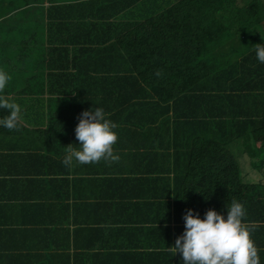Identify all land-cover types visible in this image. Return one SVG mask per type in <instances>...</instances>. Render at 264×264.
I'll list each match as a JSON object with an SVG mask.
<instances>
[{
  "label": "trees",
  "instance_id": "16d2710c",
  "mask_svg": "<svg viewBox=\"0 0 264 264\" xmlns=\"http://www.w3.org/2000/svg\"><path fill=\"white\" fill-rule=\"evenodd\" d=\"M88 1L0 0V46L26 25L41 43L0 65V96L21 108L14 130L0 127V264H181L186 210L226 216L232 200L264 264V181L229 154L247 137L264 154V0ZM243 17L241 48L229 28ZM66 44L105 54L75 59ZM95 106L119 160L66 167Z\"/></svg>",
  "mask_w": 264,
  "mask_h": 264
},
{
  "label": "clouds",
  "instance_id": "9594fccd",
  "mask_svg": "<svg viewBox=\"0 0 264 264\" xmlns=\"http://www.w3.org/2000/svg\"><path fill=\"white\" fill-rule=\"evenodd\" d=\"M91 0L88 2L90 3ZM248 17L237 20L229 28H238L237 34L232 37L235 47H241L247 43V39L241 43L238 41L243 33V26L249 22ZM247 31V30H246ZM256 41L255 38H252ZM255 58L258 62L264 63V43L255 44ZM70 55L75 59H91L101 54V51H94L91 54L76 50L66 44ZM106 51V50H105ZM80 53L83 54L81 57ZM160 73L157 72L156 75ZM9 74L0 71V90L6 87L9 81ZM0 110L4 115L0 116V127L14 130L21 115L20 106L4 96H0ZM116 125L107 118L102 107L95 106L83 110L79 114L78 123L74 127V136L78 141V148L69 147L64 154L61 163L68 167L76 164L97 163L98 161H117L119 156L114 153L112 145L116 142ZM258 143L250 142L249 137L245 140H238V144L230 150H241L242 155L235 158L241 166L248 164L247 173L251 170L255 173L256 182L264 181V164L258 160V149L253 145ZM71 145V144H70ZM234 157V156H232ZM226 216L219 212L208 209L203 218L194 214L192 209L186 210L183 214V231L178 235L172 246L173 253L179 252L182 257L181 264H260L258 250L250 239L252 227L243 222L245 209L243 205L232 200L226 207Z\"/></svg>",
  "mask_w": 264,
  "mask_h": 264
},
{
  "label": "rangeland",
  "instance_id": "374dc122",
  "mask_svg": "<svg viewBox=\"0 0 264 264\" xmlns=\"http://www.w3.org/2000/svg\"><path fill=\"white\" fill-rule=\"evenodd\" d=\"M5 20L4 19H0V22H2ZM36 23L40 22V20H33ZM264 24V23H263ZM263 27H257V31L259 33H261L264 37V30ZM40 31L37 28H32L31 25H26L24 29L22 30H16L15 32L11 33L8 35L10 42H11V46L10 48L9 45L10 43L7 41V43H5L3 46H0V65H1V61L3 60L4 57H15L16 55V59L12 61V65L13 68H17L19 66H21L20 64V60H19V54L23 53L26 55L27 59H31L33 54L37 51H39L41 43L40 41H36L34 38L35 37H39ZM39 40V39H38ZM20 47H23L22 49L19 50ZM8 48V49H7ZM27 74V73H26ZM26 74H22L19 79H23ZM11 83V80L9 79V81L7 82L6 86L8 84ZM229 154L231 156H234V158H238L239 154V150H235L234 153L230 152L229 150ZM258 163L264 164V154L258 156V160L256 161ZM249 174L251 175L252 178L256 177L255 173L251 170H249Z\"/></svg>",
  "mask_w": 264,
  "mask_h": 264
},
{
  "label": "crops",
  "instance_id": "0c3cea01",
  "mask_svg": "<svg viewBox=\"0 0 264 264\" xmlns=\"http://www.w3.org/2000/svg\"><path fill=\"white\" fill-rule=\"evenodd\" d=\"M104 54H105V52H104ZM104 54L103 53H101V54H98L96 57H99V58H101V57H103L104 56ZM36 109H39V107H35ZM257 113H258V111H257ZM239 154L240 155H242L243 153L241 152V150H239ZM29 155H31V154H29L28 153V155L27 156H29ZM65 215H66V209H65V214H63V215H61L59 218L62 220L64 217H65ZM52 219V218H51ZM169 242H171V241H168L167 243H169ZM260 254H263V253H261L260 252ZM141 264H146V261L145 260H143L142 262H141Z\"/></svg>",
  "mask_w": 264,
  "mask_h": 264
}]
</instances>
